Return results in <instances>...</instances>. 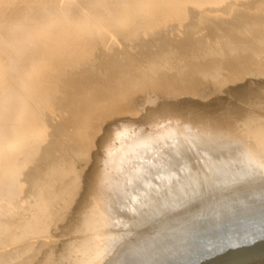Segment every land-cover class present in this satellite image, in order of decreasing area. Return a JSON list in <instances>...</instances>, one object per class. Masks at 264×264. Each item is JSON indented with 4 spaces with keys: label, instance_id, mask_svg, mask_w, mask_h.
<instances>
[{
    "label": "bare ground",
    "instance_id": "1",
    "mask_svg": "<svg viewBox=\"0 0 264 264\" xmlns=\"http://www.w3.org/2000/svg\"><path fill=\"white\" fill-rule=\"evenodd\" d=\"M261 164L264 0H0V264H195Z\"/></svg>",
    "mask_w": 264,
    "mask_h": 264
},
{
    "label": "water",
    "instance_id": "2",
    "mask_svg": "<svg viewBox=\"0 0 264 264\" xmlns=\"http://www.w3.org/2000/svg\"><path fill=\"white\" fill-rule=\"evenodd\" d=\"M195 264H264V237L237 239L224 251H215L208 257L196 260Z\"/></svg>",
    "mask_w": 264,
    "mask_h": 264
},
{
    "label": "snow or ice",
    "instance_id": "3",
    "mask_svg": "<svg viewBox=\"0 0 264 264\" xmlns=\"http://www.w3.org/2000/svg\"><path fill=\"white\" fill-rule=\"evenodd\" d=\"M261 168L264 169V164H261Z\"/></svg>",
    "mask_w": 264,
    "mask_h": 264
}]
</instances>
